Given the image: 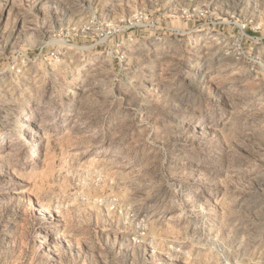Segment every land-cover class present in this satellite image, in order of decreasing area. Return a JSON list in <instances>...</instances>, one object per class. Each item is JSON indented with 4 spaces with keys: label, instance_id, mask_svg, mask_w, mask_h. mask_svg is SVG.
<instances>
[{
    "label": "rangeland",
    "instance_id": "1",
    "mask_svg": "<svg viewBox=\"0 0 264 264\" xmlns=\"http://www.w3.org/2000/svg\"><path fill=\"white\" fill-rule=\"evenodd\" d=\"M0 264H264V0H0Z\"/></svg>",
    "mask_w": 264,
    "mask_h": 264
},
{
    "label": "bare ground",
    "instance_id": "2",
    "mask_svg": "<svg viewBox=\"0 0 264 264\" xmlns=\"http://www.w3.org/2000/svg\"><path fill=\"white\" fill-rule=\"evenodd\" d=\"M241 67L242 66H239V68H241ZM250 94L254 95V92H251ZM29 121H30V119H29ZM29 121H25L24 122L25 123L24 125L28 129H30V131H31L30 134H29L28 141H29V143H31V147L39 148V143L36 141V137H34V135L36 136V130H35L34 126H33V123L29 122ZM80 126H84V124H80ZM87 130L94 131L95 129L92 128V127H87ZM30 157H34V156L30 155Z\"/></svg>",
    "mask_w": 264,
    "mask_h": 264
}]
</instances>
